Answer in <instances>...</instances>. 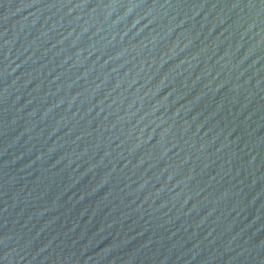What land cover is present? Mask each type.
<instances>
[{"label":"water","instance_id":"1","mask_svg":"<svg viewBox=\"0 0 264 264\" xmlns=\"http://www.w3.org/2000/svg\"><path fill=\"white\" fill-rule=\"evenodd\" d=\"M0 264H264V0H0Z\"/></svg>","mask_w":264,"mask_h":264}]
</instances>
